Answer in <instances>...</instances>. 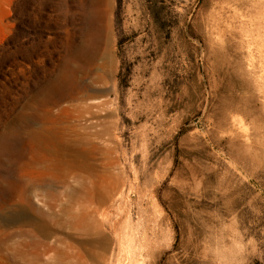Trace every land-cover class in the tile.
<instances>
[{
    "label": "rangeland",
    "instance_id": "1",
    "mask_svg": "<svg viewBox=\"0 0 264 264\" xmlns=\"http://www.w3.org/2000/svg\"><path fill=\"white\" fill-rule=\"evenodd\" d=\"M70 261L264 264V0H0V264Z\"/></svg>",
    "mask_w": 264,
    "mask_h": 264
},
{
    "label": "bare ground",
    "instance_id": "2",
    "mask_svg": "<svg viewBox=\"0 0 264 264\" xmlns=\"http://www.w3.org/2000/svg\"><path fill=\"white\" fill-rule=\"evenodd\" d=\"M52 131V130H51ZM37 133V132H36ZM41 134V133H40ZM44 134V133H43ZM51 134V133H50ZM48 135V134H47ZM46 135V136H47ZM53 136H54V133L52 134ZM35 136H37V135H35ZM52 136V137H53ZM41 137V136H40ZM39 137V138H40ZM37 139H38V137H36ZM43 138V137H42ZM51 138V137H50ZM64 138V137H63ZM59 139V138H58ZM44 140H46L45 138H44ZM51 140V139H50ZM41 141V140H40ZM52 141V140H51ZM54 141V140H53ZM54 142H56V141H54ZM58 142V141H57ZM69 142V141H68ZM67 142V143H68ZM46 143V142H45ZM44 143V144H45ZM48 143V142H47ZM51 143V142H50ZM60 143V142H59ZM46 145V144H45ZM48 145H51V144H48ZM65 145V144H64ZM74 145V144H73ZM55 146V145H54ZM60 146V145H59ZM49 147V146H48ZM51 148V147H50ZM53 148V147H52ZM48 149V148H47ZM65 148H63V150H64ZM73 149H74V147H73ZM59 150V149H58ZM51 152V151H50ZM61 152V151H60ZM54 153V152H53ZM58 154V153H57ZM56 155V154H55ZM60 156V155H59ZM79 156V155H78ZM56 157H57V155H56ZM61 158V157H60ZM66 158V157H65ZM64 158V159H65ZM69 158V157H68ZM67 159V158H66ZM70 159V158H69ZM72 159V158H71ZM70 159V160H71ZM73 159H75V158H73ZM77 159V158H76ZM63 160V159H62ZM84 160V159H83ZM58 161H59V158H58ZM68 161V160H67ZM76 161V160H75ZM70 162V161H69ZM85 162H86V159H85ZM61 163V161L59 162V164ZM71 164L73 163V161L72 162H70ZM69 165V164H68ZM91 166H93L92 164H90ZM73 166V165H72ZM74 168H77V167H74ZM91 168V167H90ZM71 169V168H70ZM81 169V168H80ZM89 169V168H88ZM91 170H93L92 168H91ZM28 185V184H27ZM25 188V187H24ZM27 189V188H26ZM25 192V191H24ZM107 192V191H106ZM109 192V191H108ZM107 192V193H108ZM111 192V191H110ZM114 192V191H113ZM88 193H89V191H88ZM95 193V192H94ZM115 193V192H114ZM26 194V193H25ZM86 194V193H85ZM90 194V193H89ZM111 195L110 196H108L107 197V199H111L112 198V193H110ZM114 195V194H113ZM93 196H95V195H93ZM98 196V195H97ZM106 196V195H105ZM90 198V197H89ZM105 198V197H104ZM92 199V198H91ZM29 200V199H28ZM30 201V200H29ZM93 201V199L91 200V202ZM97 202H98V200H97ZM105 202H106V199H105ZM108 202V201H107ZM30 203V202H29ZM29 203H28V206H29ZM81 203H84V202H81ZM80 203V205H82ZM86 203H87V200H86ZM94 203V202H93ZM100 203V202H99ZM102 204H103V202H101L99 205H97V203L93 206V204H92V206L90 207V205L88 204H85V206L87 205V208L84 206L83 208L81 207H79V209H81V211L80 212H78V213H74V212H70L69 213V219L67 220V222L68 223H70L71 224V226H73L74 227V229L76 230H79V231H81V233H86V234H88L89 233V238L91 237L90 236V233H91V231H95L96 233H97V231L96 230H98L99 228H100V226H101V224H100V220L98 221V219L96 218V212H98L99 211V208L102 206ZM103 207V206H102ZM107 207V206H106ZM66 210V209H65ZM69 210H71V209H69ZM106 210V209H105ZM67 215V214H66ZM59 219V218H58ZM62 219V218H61ZM53 220H54V218H53ZM63 220V219H62ZM35 221V220H34ZM33 221V222H34ZM57 221V220H56ZM58 222V221H57ZM56 222V223H57ZM60 222V221H59ZM58 222V223H59ZM64 222V221H63ZM41 223V222H40ZM57 223V224H58ZM62 225H63V223H62V221L60 222ZM37 224V223H36ZM44 224V223H43ZM49 224V223H48ZM65 224V223H64ZM32 225H34V224H32ZM47 225V224H46ZM59 225V224H58ZM41 227H42V225H40ZM44 226V225H43ZM34 227V226H33ZM37 227V226H36ZM44 227H46V226H44ZM43 227V228H44ZM51 226L49 225V228H50ZM35 228V227H34ZM34 228H32V229H34ZM31 229V230H32ZM45 229H47V227L45 228ZM73 229V228H72ZM73 229V230H74ZM20 230H22L23 231V229H20ZM25 230V229H24ZM36 230V229H35ZM41 230V229H40ZM48 230V229H47ZM28 231V230H27ZM27 231H25V232H27ZM30 231V230H29ZM33 231V230H32ZM37 231H39L38 229H37ZM99 231V230H98ZM35 232V231H34ZM42 232H43V230H42ZM48 232H49V230H48ZM100 232V231H99ZM39 233H41V231L39 232ZM46 233V232H45ZM44 233V234H45ZM56 234V230H50V236L52 235L53 236V234ZM58 233V232H57ZM78 233V232H77ZM80 233V232H79ZM94 233V232H93ZM9 234V233H8ZM25 234V233H24ZM27 235L29 234V232H27L26 233ZM67 234V233H66ZM71 233H69V235H70ZM12 235H14V234H12ZM68 235V236H69ZM72 235V234H71ZM81 235V234H80ZM84 235V234H83ZM94 235V237H95V234H93ZM93 235H92V237H93ZM99 235V234H98ZM67 236V235H66ZM100 236V235H99ZM11 237H13V236H11ZM34 237V236H33ZM74 237V236H73ZM91 237V238H92ZM93 237V238H94ZM101 237V236H100ZM45 238V237H44ZM70 238V237H69ZM68 238V239H69ZM31 239V238H30ZM36 239V241H37V238H35ZM41 239L42 238H40L39 239V241H41ZM45 239H47V238H45ZM44 239V240H45ZM71 239H73L72 237H71ZM82 239V238H81ZM84 239V238H83ZM85 239H87V238H85ZM32 240V239H31ZM63 240V239H62ZM61 240V241H62ZM79 240V239H78ZM88 240V239H87ZM92 240V239H91ZM102 240H103V238H102ZM43 241V240H42ZM90 241V240H89ZM99 241V239H96V242L95 243H97ZM101 241V240H100ZM66 242V241H65ZM68 242V241H67ZM77 242H80V241H77L76 240V243ZM90 242H93V241H90ZM90 242H88V241H81V243L80 244H82V245H88V247H89V249H90V247L91 246H89L91 243ZM93 242V243H94ZM27 243H30V241L29 242H27ZM34 243V242H33ZM36 243V242H35ZM39 243V242H38ZM37 243V244H38ZM44 242H42V243H40V244H43ZM45 243H47V241L45 242ZM71 243H72V241H71ZM71 243L69 244L70 246H71ZM75 243V242H74ZM90 243V244H89ZM18 243H16V245H17ZM37 244H35V245H37ZM98 244H100V242H98ZM18 245H20V244H18ZM25 245V244H24ZM28 245V244H27ZM39 245V244H38ZM54 245V244H53ZM69 245H67V246H69ZM82 245H81V247H82ZM22 246V245H21ZM49 246V245H48ZM52 246V245H51ZM69 246V247H70ZM17 247V246H16ZM29 247H30V245H29ZM32 247V246H31ZM34 247V246H33ZM58 247V246H57ZM72 247V246H71ZM73 247H75L74 245H73ZM72 247V248H73ZM79 247H80V245H79ZM85 247H87V246H85ZM84 247V248H85ZM50 248V250L52 249L51 247H49ZM55 248V247H54ZM97 248V247H96ZM95 247L93 248V250L94 249H96ZM60 249V248H59ZM59 249L57 248L56 249V251L58 252H56L55 250H53V251H55L56 252V254H58V258L57 259H59V261H61V263H62V261H63V259H64V257L65 258H67L68 259V255H70V254H66L65 252H63V251H66L67 249H70V248H66V250H64L63 248H61L60 249V251H59ZM88 249V248H87ZM91 249H92V247H91ZM74 250H77V249H74ZM69 251H71V250H69ZM78 251H81V250H78ZM83 251H85V250H83ZM90 251V250H89ZM88 251V252H89ZM92 251V250H91ZM95 251V250H94ZM97 251H98V248H97ZM102 250H100V252H101ZM16 252V251H15ZM17 252L18 253H22L21 252V249L20 248H17ZM67 252V251H66ZM96 252V251H95ZM72 253V252H71ZM77 253H79V252H76L75 254L77 255ZM81 253V252H80ZM90 253V252H89ZM102 253V252H101ZM99 253V251H98V253H95V258H97V260L99 259V260H104V261H106V257H105V255L102 253ZM55 254V255H56ZM73 254H74V252H73ZM82 254V253H81ZM9 255V254H8ZM7 255V256H8ZM17 255V254H16ZM27 255V254H26ZM26 255H25V257H26ZM72 255V254H71ZM75 255V256H76ZM84 254H82L80 257H81V259L84 261V256H83ZM12 256H14V255H12ZM21 256V255H20ZM23 256V255H22ZM89 256V255H88ZM4 257H5V255H4ZM57 256H55L54 258H56ZM79 257V258H80ZM11 258V257H10ZM13 258V257H12ZM105 258V259H104ZM5 259H6V257H5ZM13 259H15V258H13ZM69 259H71V258H69ZM68 259V260H69ZM73 259V258H72ZM75 260H76V258H74ZM65 260V259H64ZM81 260V261H82ZM8 261V260H7ZM11 261V260H10ZM82 261V262H83ZM65 262H66V260H65ZM65 262H63L64 264H73V262H71V263H69V262H67V263H65ZM79 263V262H78ZM76 264V263H75Z\"/></svg>",
    "mask_w": 264,
    "mask_h": 264
}]
</instances>
